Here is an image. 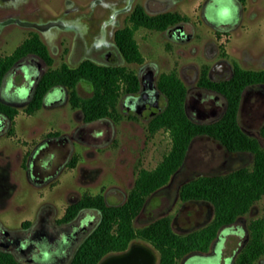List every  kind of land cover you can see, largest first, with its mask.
<instances>
[{
    "label": "rangeland",
    "instance_id": "rangeland-1",
    "mask_svg": "<svg viewBox=\"0 0 264 264\" xmlns=\"http://www.w3.org/2000/svg\"><path fill=\"white\" fill-rule=\"evenodd\" d=\"M202 3L203 8L207 3L204 14ZM137 4L143 5L151 14L181 13L189 37L178 40L167 30L140 27L135 36L145 61H127L115 42L114 33L129 23V16ZM227 5L229 0H0V59L11 54L31 32L36 31L54 59L47 68L59 67L63 62L76 66L84 58H91L99 63L126 65L136 72L146 64L155 66L159 73L176 71L189 88L187 106L190 116L199 121H210L220 114L225 99L201 91L198 81L204 67L210 68L225 58L245 68L264 69L263 61L260 64L259 59L243 52L244 48L254 53L264 50V0H258L260 11L256 18L247 16L238 28L231 31V38L219 34L217 39L214 38L215 47L211 43L214 31L207 20L220 24L218 11L228 8ZM252 6L249 2L248 11ZM234 18L235 15L229 12V22L237 25L239 21ZM7 78L2 98L19 110L0 135V163H11V179L17 183L9 203L4 209L0 208L1 217L9 224L15 219L31 217L45 201L63 209L68 197H81L86 193L104 194L110 203L124 202L140 168L156 167L172 146L168 130L161 128L152 134L148 129L150 117L125 109V92L118 104L117 116L109 117L101 124L85 123L81 108L74 107L69 94L65 91L62 96L60 89L51 91L40 109L28 113L25 110L27 103L15 102L5 94L24 85L26 80L18 70ZM77 88L83 97L93 94V86L87 82H79ZM29 94L30 88L25 86L23 95ZM165 103L163 95L161 106ZM214 106L219 113L211 112ZM240 122L264 145L260 133L264 123V85L247 88L240 109ZM78 126L81 127L77 132L79 136L88 128L92 135H86L84 140L79 136L72 137ZM49 133L65 134L69 144L75 142L73 155L61 176L47 186L32 185L25 174L27 155ZM94 134L99 136L94 138ZM253 161L251 152H230L210 136H196L185 162L171 180L147 197L134 220L135 226H144L166 215L170 216L175 231L180 233L206 225L214 217L213 204L205 200H182L179 194L182 184L201 174L228 173L241 166L251 167ZM259 217H264V195L240 217L236 223L238 233H244L251 220ZM232 232L231 226H226L217 254L203 259L206 263L197 262L200 261L197 257L185 263L182 257L177 264H232V256L246 236ZM254 264H264V255Z\"/></svg>",
    "mask_w": 264,
    "mask_h": 264
},
{
    "label": "trees",
    "instance_id": "trees-1",
    "mask_svg": "<svg viewBox=\"0 0 264 264\" xmlns=\"http://www.w3.org/2000/svg\"><path fill=\"white\" fill-rule=\"evenodd\" d=\"M183 19L185 17L179 12L151 14L143 5L137 4L129 16V23L115 31V42L127 61L142 63L145 57L136 39V31L140 27L166 30ZM29 55L41 58L48 65L54 60L41 35L31 32L11 54L0 59V90L10 69ZM82 81L93 86L92 95L83 97L79 94L77 85ZM253 83H264V69H247L237 64L231 78L213 80L209 76V67H204L199 84L223 93L227 109L216 121L197 122L186 110L187 85L184 80L176 71L160 73L157 84L166 103L162 111L149 118L148 129L152 134L161 128L168 130L172 146L156 167L140 168L124 202L108 204L104 194L86 193L78 204L71 206L70 211H74L82 205H92L103 214L101 225L84 243L75 264H97L105 255L123 251L138 239L151 243L159 251L158 264H177L192 251H208L221 227L235 223L262 198L264 145L247 133L239 122L243 89ZM54 86L65 87L70 103L81 108L85 120L92 121L117 116L122 94L138 92L140 79L126 65L99 63L91 58H84L76 66L63 62L59 67H49L40 77L25 110L32 114L40 109L46 93ZM0 112L14 119L19 110L0 98ZM199 135L220 141L229 151L251 152L253 165L241 166L228 173L201 174L182 184L179 192L182 200H205L213 204L214 217L206 225L180 233L175 231L170 216L166 215L136 227L134 220L147 197L171 180L185 162L192 141ZM261 135L264 137V123ZM248 230L249 240L238 253L235 264H254L264 255V217L251 220ZM3 255L0 264H19L11 255Z\"/></svg>",
    "mask_w": 264,
    "mask_h": 264
},
{
    "label": "flooded vegetation",
    "instance_id": "flooded-vegetation-1",
    "mask_svg": "<svg viewBox=\"0 0 264 264\" xmlns=\"http://www.w3.org/2000/svg\"><path fill=\"white\" fill-rule=\"evenodd\" d=\"M249 2H252L253 6L252 8L250 7L251 10L248 11ZM206 4L203 8L202 3V14H204L206 11ZM227 7L228 8L225 7L223 10L218 11L220 24L213 23L210 20H207V22L210 24L211 29L214 31L213 35L215 37L212 38L211 43L215 47L216 43L214 41V38L217 39L219 34L227 35L229 38H231V31L238 28L247 16L254 19L258 16L260 11L258 0H229V5H227ZM229 12L230 14L232 13L235 15L234 20L239 21L238 24L236 22L237 25L233 24V22H229ZM172 28L174 29L171 30ZM166 30L172 38L178 40L187 39L190 35V33L186 31L185 25L182 21L171 25ZM243 52L249 56H252L253 59H259L260 64L262 63V61L264 62V50L260 53H254L251 49L244 48ZM237 64L240 65L238 62L230 63L227 59L221 58L212 67L209 68V76L213 80L229 79L233 76ZM47 65L48 64L44 60L33 55H29L21 59L10 69V71L7 73V76L11 72L18 70L26 80V83L24 85L16 87L11 93L5 92V94L11 97L15 102L28 104L33 95L36 83L48 69ZM136 73L140 79V89L136 93H127V98L123 102V106L126 107L125 109H130L134 112H137L132 107H130V104L132 102L139 99H146L150 97V95H155L158 92L160 93L159 100L161 106V99L164 94L161 92L157 84L160 75L157 68L153 65L146 64L140 69L139 72ZM7 76L0 90V98L2 99V101L4 100L2 98V92L8 79ZM260 84L264 85V83H253L247 85L243 89L239 106V122L240 109L246 95L247 88L251 85ZM25 86H28L30 88V94L27 96L23 95ZM198 86L202 88L201 91L205 95L210 94L217 99H219L220 96H223L225 99L224 108L215 119L210 121H199L192 118L189 114L187 106L189 97V88L187 87L186 110L188 115L197 122H213L218 120L224 115L227 109L226 96L214 88L201 86L199 84V81ZM56 89H60L62 96L63 92L66 91V93H68L65 87L54 86L46 93L43 104L46 103L47 97L49 94H51V91H55ZM4 102L8 103L9 101L4 100ZM164 106L165 104L161 106V111ZM211 112L213 114L219 113L217 107L215 106L212 108ZM154 115L147 117L151 118ZM107 118H109V116L98 118L92 121H87L84 119V121L85 123L95 122L97 124H101L102 122L106 121ZM12 120L13 119L11 117L7 116L3 112H0V135L7 130V127L10 125ZM242 128L244 129L243 126ZM80 129L81 127L78 126L72 137L79 136L77 132ZM83 134L84 135L79 136L83 140L86 139V135H92L89 128L88 131L84 132ZM98 136L99 134L93 135L94 138ZM68 142L69 138L65 136V134L60 135L57 133H49L29 150L25 166V174H27L30 184L42 187L47 186L54 179L61 176L65 168L69 166L75 146V142H72V144H69ZM16 188L17 183L11 179V163H7L4 165L0 163V208L4 209L5 205L9 203V199ZM84 195L81 197H68V202L66 206L63 207V209L58 208L53 202L45 201L40 204L38 210L33 213L31 217L15 219L13 224L7 223L1 217L0 212V257L4 256L3 253H7L11 255L19 264H75L80 256V252L84 246V243L97 232L103 218L101 210L98 207L92 205H82L80 207H77V210L70 211L71 206L78 204L83 199ZM104 196L107 203L111 204L110 202H108L106 195ZM238 220L233 224L226 225L227 227L231 226L232 230L234 231L232 233L234 234H241L242 236L246 234L239 247L237 248L234 256H232V264H235L238 253L249 240L248 229L246 230V228H244V233H238V228L236 226ZM226 226L220 228L217 237L212 242L211 247L208 251H192L184 256V262L188 263V261L197 257L200 258V261L197 262L203 263V259H210L211 257L215 256L218 251V243L223 236V230L226 228Z\"/></svg>",
    "mask_w": 264,
    "mask_h": 264
},
{
    "label": "water",
    "instance_id": "water-1",
    "mask_svg": "<svg viewBox=\"0 0 264 264\" xmlns=\"http://www.w3.org/2000/svg\"><path fill=\"white\" fill-rule=\"evenodd\" d=\"M159 99L158 92L146 99L132 102L130 107L141 115L152 116L161 111ZM159 259V252L152 244L144 240H134L127 249L106 255L98 264H158Z\"/></svg>",
    "mask_w": 264,
    "mask_h": 264
}]
</instances>
